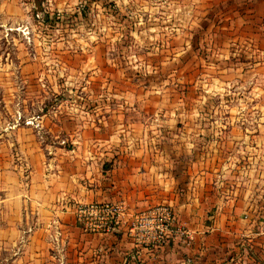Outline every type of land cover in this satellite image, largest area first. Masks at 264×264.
Wrapping results in <instances>:
<instances>
[{"label": "crops", "instance_id": "0c3cea01", "mask_svg": "<svg viewBox=\"0 0 264 264\" xmlns=\"http://www.w3.org/2000/svg\"><path fill=\"white\" fill-rule=\"evenodd\" d=\"M26 1L0 0V45H10L0 46V251L21 263L47 255L52 264H264V243L255 242L264 235V171L259 156L251 169L249 126L228 105L235 79L223 78L215 62V74H203L199 48L164 41L182 31L170 26L164 4L155 33L139 29L160 17L152 11L124 12L136 21L128 29L126 19L114 21L116 40L161 33L142 61L149 78L135 79L111 57L104 13L93 28L77 0ZM34 2L40 19L28 14ZM115 2L122 12L127 1ZM58 30L81 38L59 44ZM25 33L41 40L21 51ZM187 52L198 56L192 73ZM128 57L132 72L141 57ZM43 67L67 74L21 79V70ZM21 115L30 120L21 124ZM105 201L123 204L116 230L83 232L76 207ZM160 204L191 233L189 244L175 234L159 245L139 240L133 215Z\"/></svg>", "mask_w": 264, "mask_h": 264}, {"label": "rangeland", "instance_id": "374dc122", "mask_svg": "<svg viewBox=\"0 0 264 264\" xmlns=\"http://www.w3.org/2000/svg\"><path fill=\"white\" fill-rule=\"evenodd\" d=\"M34 1L36 2V0ZM114 1L86 0L84 10L87 14H94L95 21H89L85 17V23L88 26L93 25V28L97 27L98 13H104L108 17L106 21V38L109 39L113 47L111 57L113 61L119 62L118 68L127 69L135 79L149 78L143 72L142 61L147 57L145 50H147L148 43L153 42V46L161 45V33H158L154 40H151L147 34L141 36L123 35L119 40H116L114 21L117 23V21L126 19L124 29H128L133 27V23L136 21L134 17L132 19L127 17L126 14H123L124 12L130 10L133 11L132 15L136 14V17H139V15L145 17V14L152 11L154 17H160L147 23L141 20L139 29L144 30L150 27L153 28L152 30L155 33L157 29L162 27V24H165L161 22L160 15L163 9L162 4H164L170 14V26L179 24V28L182 30L180 37H173L171 32L164 34V41L169 36L168 44L170 45L183 42L197 49L199 48L203 74H215L210 72L209 68L210 63L215 62L218 64V69L215 70H218L223 78L235 79L231 85L232 88L230 86L231 93H234L233 101H230L228 105L231 104L235 116L243 118L244 123L249 126V150L250 155L255 157V159H251V169H255L254 173L257 172L256 159L259 156L260 172L264 171V0H249V2L238 0L236 3H220L214 0H170L169 4L167 0H126L125 4L120 5L122 12H119V6ZM27 2H30V0H27ZM35 2L31 11L27 10L29 16L34 18L35 13H38L40 9ZM125 7L127 10H125ZM53 13H56V11ZM117 18L119 20L116 21ZM65 20L64 17L63 21L65 22ZM52 38L59 44H61L60 42L67 44V42L71 43L81 37L80 35H72L67 30H58L54 31ZM37 40H41L39 36L25 33L24 36H21V51L32 49V43L37 42ZM0 46L4 49L10 45L4 40ZM133 54L136 57H141L140 61L137 60L141 64L139 66V63H137L135 70L131 72V69L127 68L129 66L127 62L129 61L128 55L132 56ZM184 60L186 73H192L193 67L191 66L198 61V56L193 58L192 53L187 52ZM113 67L110 63L106 64L107 71L112 69L110 73H113ZM40 72H42L45 79H52L53 76H59L58 79H62L67 74L65 70L43 67L42 69H36V74H34V69L29 72L21 70V79H37L36 75H39ZM236 79L240 80L237 81ZM25 105L27 110H31L35 106L31 103ZM1 107L2 101H0ZM236 111L241 113L236 114ZM242 113L243 115L240 116ZM27 118V116L21 115V124L30 120ZM255 238V242L260 240L264 243V235ZM19 246V244L16 245V247ZM12 253L0 251V264H52L47 255L40 257V262L33 260L30 263L25 261L21 263V256L17 259H15V256L10 258V255H13Z\"/></svg>", "mask_w": 264, "mask_h": 264}, {"label": "built area", "instance_id": "2783aa9c", "mask_svg": "<svg viewBox=\"0 0 264 264\" xmlns=\"http://www.w3.org/2000/svg\"><path fill=\"white\" fill-rule=\"evenodd\" d=\"M86 0H79L76 10L89 21H94V14H87ZM59 15V14H57ZM42 12L35 13L40 19ZM94 17V18H93ZM124 211L121 202H93L79 204L76 207V222L83 232L96 234H112ZM132 227L138 233V238L146 244H163L172 235H178L185 243L192 240L191 233L175 225L173 211L167 205H155L133 215Z\"/></svg>", "mask_w": 264, "mask_h": 264}, {"label": "trees", "instance_id": "16d2710c", "mask_svg": "<svg viewBox=\"0 0 264 264\" xmlns=\"http://www.w3.org/2000/svg\"><path fill=\"white\" fill-rule=\"evenodd\" d=\"M47 14H48V13H47ZM53 15H56V13H53ZM44 17H45V19H46L47 15L45 14Z\"/></svg>", "mask_w": 264, "mask_h": 264}]
</instances>
